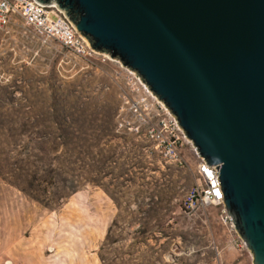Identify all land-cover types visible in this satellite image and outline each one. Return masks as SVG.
Listing matches in <instances>:
<instances>
[{"label":"rangeland","instance_id":"374dc122","mask_svg":"<svg viewBox=\"0 0 264 264\" xmlns=\"http://www.w3.org/2000/svg\"><path fill=\"white\" fill-rule=\"evenodd\" d=\"M17 21L0 30V153L14 166L27 151L55 178L35 193L67 196L46 206L0 177V264H252L220 206L185 211L197 182L190 143L179 167L116 131L121 63L42 45Z\"/></svg>","mask_w":264,"mask_h":264},{"label":"water","instance_id":"95a60500","mask_svg":"<svg viewBox=\"0 0 264 264\" xmlns=\"http://www.w3.org/2000/svg\"><path fill=\"white\" fill-rule=\"evenodd\" d=\"M38 1L57 3L176 116L219 170L252 264H264V0Z\"/></svg>","mask_w":264,"mask_h":264},{"label":"built area","instance_id":"2783aa9c","mask_svg":"<svg viewBox=\"0 0 264 264\" xmlns=\"http://www.w3.org/2000/svg\"><path fill=\"white\" fill-rule=\"evenodd\" d=\"M17 17L21 19L22 26L27 32L37 36L42 45H48L56 40L78 58L108 56L91 48L88 39L75 30V25L63 10L58 8L57 3L0 0V30L18 24ZM120 66L123 70L120 71L122 83L118 92L116 131L153 142L164 162L174 163L179 167L188 165L184 149L190 143L196 155L197 182L187 193L184 201L185 211L190 213L208 205L220 206L219 217L231 234V242L236 247L247 248L245 241L234 228L233 217L228 214L224 205L219 170L200 157L195 146L179 126L176 116L149 89L143 78L122 63Z\"/></svg>","mask_w":264,"mask_h":264},{"label":"trees","instance_id":"16d2710c","mask_svg":"<svg viewBox=\"0 0 264 264\" xmlns=\"http://www.w3.org/2000/svg\"><path fill=\"white\" fill-rule=\"evenodd\" d=\"M21 126L25 128L27 123L23 122ZM15 153L16 161L14 166L10 164L9 157H5L7 155L4 156L5 153H0V177L2 179L17 187V189L28 197L46 206H50L53 201L64 199L67 196L63 188H60L53 196L47 194V189L43 188L45 194L37 195L34 188L36 184L47 181L49 178L51 180L55 179L53 172L36 166V164L30 160L31 155L27 151L19 152V150H17ZM70 192H73V190Z\"/></svg>","mask_w":264,"mask_h":264},{"label":"crops","instance_id":"0c3cea01","mask_svg":"<svg viewBox=\"0 0 264 264\" xmlns=\"http://www.w3.org/2000/svg\"><path fill=\"white\" fill-rule=\"evenodd\" d=\"M186 146H187V145H186ZM190 150H191V152L194 153V155H195V152L193 151L192 146H190ZM195 156H196V155H195ZM195 161H196V157H195Z\"/></svg>","mask_w":264,"mask_h":264}]
</instances>
